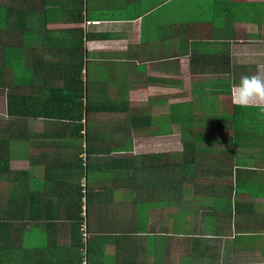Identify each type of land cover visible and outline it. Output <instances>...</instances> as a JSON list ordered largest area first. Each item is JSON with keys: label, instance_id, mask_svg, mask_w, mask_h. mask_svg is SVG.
I'll return each instance as SVG.
<instances>
[{"label": "crops", "instance_id": "crops-1", "mask_svg": "<svg viewBox=\"0 0 264 264\" xmlns=\"http://www.w3.org/2000/svg\"><path fill=\"white\" fill-rule=\"evenodd\" d=\"M167 1L0 0V93L31 98L0 115V264H80L82 250L88 264H264V115L231 100L233 83L264 65V0H181L189 7L177 17L161 15ZM14 61L33 73L15 77ZM185 78L197 109L218 96L225 110L179 103L185 121L230 133L181 137L196 150L171 173L173 151L142 140L164 133L154 109L165 100L135 96ZM82 84L80 103L66 104L83 112L79 123L41 116L47 95L75 96ZM143 117L149 127L133 123Z\"/></svg>", "mask_w": 264, "mask_h": 264}, {"label": "rangeland", "instance_id": "rangeland-1", "mask_svg": "<svg viewBox=\"0 0 264 264\" xmlns=\"http://www.w3.org/2000/svg\"><path fill=\"white\" fill-rule=\"evenodd\" d=\"M189 4L187 3H183L181 0H176V1H171V2H165L162 6V10H160L161 15H169L171 17H177L180 15H183L185 13H187ZM143 21L150 22V16L146 17ZM177 21V20H176ZM148 24L146 26L143 27L142 30V35L144 36L146 33H149L148 28ZM153 36H156V33L154 32ZM27 44V42L25 43ZM33 46V45H32ZM37 46H33V48H35ZM34 61H28L29 66H32V63ZM21 62L20 61H14V64L12 66V72L16 73V76H19V73H33V71H30L29 67H25V72L21 71V66H20ZM35 66H38V63H35ZM174 80H177V78H175ZM186 81H184V83H182L183 81H179L180 86L177 89L172 90L169 87H156V88H151L149 90V92L147 94L139 95L141 97V99H139L138 97L135 96V98L138 100L139 103H143V104H149V102H151L154 99L151 98H164L165 103H160L158 105H156L157 107L154 109V115L156 117L157 123L154 124L155 130H158L159 132L164 130V133L157 138H154L152 140H147L146 138H142V140L144 142H148L149 144H151V146H154L153 149L154 150H169V151H173L171 152V160L172 163L178 167L180 165V150H181V136H180V131L181 128L180 126V122L179 123H175V121L177 120L174 116L175 112H176V108L174 109V105L173 104H179V103H189L191 104V106L195 107L196 109L194 111H192L193 113H202V114H224L225 110L222 109V105L221 104V98L220 97H216V96H204L203 99L201 101H203V110L202 109H197L198 108V103L197 101H195L196 103L194 104V96H190V86L188 85V79L185 78ZM3 89H6L5 87ZM8 90H3L0 93V115H3L5 113V107H4V103H3V98L4 96H6ZM151 97V98H150ZM155 101V100H154ZM184 107H189L188 104H184ZM166 120H163V119ZM168 127V129H167ZM195 129L199 128V130H209L210 133L212 135H219V136H227L230 131L227 129L226 126H224V124L221 122V125L219 123H215L214 120L211 121L207 118L202 120V126L201 127H194ZM168 130V131H167ZM146 144V143H145ZM148 145V144H146ZM149 146V145H148ZM145 148L143 147V150ZM184 168V166H182ZM177 177V176H176ZM204 178V177H203ZM200 179V178H199ZM204 180V179H201ZM199 181V180H198ZM179 185L183 186L184 185V181L183 179L179 181ZM193 187H190V185L187 187V192L192 191ZM213 193L219 192L217 190H212ZM224 192V191H222ZM231 204H229L230 207ZM215 207H218L216 205H214ZM213 217L212 215H208L207 218H205L204 224L207 225L208 229L210 231V233H215V226H214V222L212 221ZM172 226V224H169V227ZM207 241V239H204L202 244L207 243L204 242ZM210 242H212V240H210ZM247 256H245L246 258Z\"/></svg>", "mask_w": 264, "mask_h": 264}, {"label": "trees", "instance_id": "trees-1", "mask_svg": "<svg viewBox=\"0 0 264 264\" xmlns=\"http://www.w3.org/2000/svg\"><path fill=\"white\" fill-rule=\"evenodd\" d=\"M4 20H6V18H4V14L0 15V22H5ZM15 77L19 78V76ZM12 82V81H11ZM14 83H16V80L13 81ZM79 83H82L81 81ZM3 87L0 84V88ZM83 84L79 85L77 90H79V92L75 95V96H71V94H67L65 93V91H57L50 93L49 95H47L45 97V106H53V107H48L43 109L44 111H46V113L41 114V116L50 118L51 120H54V118H58V119H68L70 121H76L77 123H79L82 120V113L78 111L77 115H72L73 112H71L70 110H66V104L67 102H73V97L77 98V100L80 103V100L82 98V93L83 92ZM25 98H30V97H25L24 95H15L11 92H7L6 94V115L8 116H12V115H16L19 114L17 112V110H15V106H16V102L17 101H25ZM31 99V98H30ZM41 99V97H36L34 98V100L39 101ZM182 107V108H181ZM183 104H179L176 105L175 108L177 109L174 116L177 119L176 121L180 122V136L184 137L186 139H197V136L200 135H212L210 133V131L207 130H199V128L195 129L194 127H191L189 125V123L187 121H185L187 119V117H189V112H187L186 110H184L183 108ZM62 108V109H61ZM179 108V109H178ZM181 108V109H180ZM31 109V108H30ZM29 109V111H30ZM87 109V108H86ZM85 109V111L87 112V110ZM183 109V110H182ZM31 112V111H30ZM40 116V115H39ZM151 118L149 117H143V118H137L136 121H133L134 124H138V125H142L143 127H149V125H151ZM199 121L195 120L194 126L198 125ZM90 134V133H89ZM214 136V135H213ZM194 147L193 143H184L182 142V149H181V158H180V165L178 167H176L172 162L167 163V155L166 154H154L153 155V161H160V162H165L167 163V165H164L163 167L167 168L171 171V173L173 172V169L178 170L179 167L182 168L183 166V162H187L190 160V154H192L191 148ZM194 150H196V148L194 147ZM0 151H2V154L6 152V145L2 142H0ZM188 157V160H186V158ZM166 158V160H165ZM143 160H145L147 163H149L150 161L152 162V155H145ZM1 161L3 162L1 165ZM4 162L7 163V157H0V179L1 180H5V176L6 174V166L4 165ZM150 165V164H148ZM175 191L176 193L178 192H183V189H179V187L175 186ZM85 192H83V190L81 189V194H84ZM2 230L0 228V239L2 238Z\"/></svg>", "mask_w": 264, "mask_h": 264}, {"label": "clouds", "instance_id": "clouds-1", "mask_svg": "<svg viewBox=\"0 0 264 264\" xmlns=\"http://www.w3.org/2000/svg\"><path fill=\"white\" fill-rule=\"evenodd\" d=\"M257 74L242 76L231 86L232 104L240 108H259L264 115V65Z\"/></svg>", "mask_w": 264, "mask_h": 264}, {"label": "built area", "instance_id": "built-area-1", "mask_svg": "<svg viewBox=\"0 0 264 264\" xmlns=\"http://www.w3.org/2000/svg\"><path fill=\"white\" fill-rule=\"evenodd\" d=\"M81 201L84 204L85 203V198L82 197ZM83 214H85V205H83ZM81 235H82L83 238H85V236L87 235V232L86 231H82ZM80 264H88L87 258H86V251H84V250H82V257H81V263Z\"/></svg>", "mask_w": 264, "mask_h": 264}]
</instances>
